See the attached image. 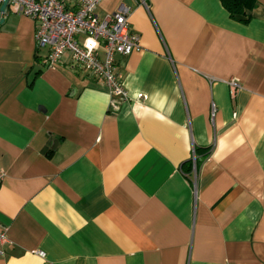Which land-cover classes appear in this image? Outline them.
<instances>
[{"label":"crops","instance_id":"crops-1","mask_svg":"<svg viewBox=\"0 0 264 264\" xmlns=\"http://www.w3.org/2000/svg\"><path fill=\"white\" fill-rule=\"evenodd\" d=\"M120 6L125 100L68 52L46 68L36 22L0 12V264H264V0L95 13Z\"/></svg>","mask_w":264,"mask_h":264},{"label":"built area","instance_id":"built-area-1","mask_svg":"<svg viewBox=\"0 0 264 264\" xmlns=\"http://www.w3.org/2000/svg\"><path fill=\"white\" fill-rule=\"evenodd\" d=\"M2 1L0 0V5ZM100 1L9 0V4L16 12L36 22V45L48 48L43 60L46 68H53L64 53L68 52L71 62L85 70L88 77L102 82L111 95L125 100L127 90L116 71V55L126 56L140 50V36L130 29L129 10L125 6H120L115 12L99 18L95 8ZM78 35L100 43L102 52L81 44L77 39ZM229 85L233 94L237 84L232 80ZM112 107L117 109V105L113 103ZM3 176L0 171V181ZM6 241L5 234L1 232L0 244Z\"/></svg>","mask_w":264,"mask_h":264},{"label":"trees","instance_id":"trees-1","mask_svg":"<svg viewBox=\"0 0 264 264\" xmlns=\"http://www.w3.org/2000/svg\"><path fill=\"white\" fill-rule=\"evenodd\" d=\"M221 2L231 17H240L241 20H247L257 4V0H221ZM190 167L189 163L185 171H189Z\"/></svg>","mask_w":264,"mask_h":264},{"label":"water","instance_id":"water-1","mask_svg":"<svg viewBox=\"0 0 264 264\" xmlns=\"http://www.w3.org/2000/svg\"><path fill=\"white\" fill-rule=\"evenodd\" d=\"M9 4V0H3L1 5H0V12L4 13L5 8L7 7V5ZM2 22V19H0V23Z\"/></svg>","mask_w":264,"mask_h":264}]
</instances>
